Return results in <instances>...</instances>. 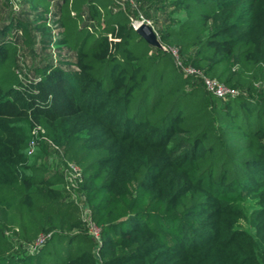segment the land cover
<instances>
[{
  "label": "trees",
  "instance_id": "1",
  "mask_svg": "<svg viewBox=\"0 0 264 264\" xmlns=\"http://www.w3.org/2000/svg\"><path fill=\"white\" fill-rule=\"evenodd\" d=\"M49 1L20 4L48 12ZM56 1L73 64L22 76L20 44L51 28L11 18L0 29V264H264V0ZM168 4L163 48L150 46L131 15L157 23ZM169 48L238 93L210 92ZM51 144L81 170L98 239L48 168ZM249 197L254 232L237 226ZM7 232L31 246L46 237L14 253Z\"/></svg>",
  "mask_w": 264,
  "mask_h": 264
},
{
  "label": "rangeland",
  "instance_id": "2",
  "mask_svg": "<svg viewBox=\"0 0 264 264\" xmlns=\"http://www.w3.org/2000/svg\"><path fill=\"white\" fill-rule=\"evenodd\" d=\"M20 1L22 2L23 0H0V29L2 26L7 24L11 18L20 20L21 22L25 21V23H29L31 20H33L32 22L34 23V20H36V23H46L47 26L51 28L50 33L45 35L42 34V32L37 31L35 33L36 42L33 46L27 47L23 44H20L17 55L18 66L19 70H21V75L27 76L28 78L33 77L34 73L32 72V67L35 66L38 62L43 63L44 61H48L50 63L61 66H63L62 64L66 62L73 64L76 58L75 51L60 42L62 36L59 34L61 28L57 23V19L59 16V9L57 4L58 1H49L48 12L33 10L27 3L21 5ZM124 1L125 0H118L120 4H123ZM131 2H133V0H129V4H131ZM152 12L156 13L155 17L157 18V23L152 22L153 19L151 17H144V19L145 22L148 21V23L152 26L154 32H156L158 27L160 28L163 23L170 20V17L167 15V13L172 12V9L170 7V4H168L167 6L161 9H156V11ZM39 13L42 17L39 16ZM142 16V14H139L138 17H133V15H131V24L133 27H135L136 24L135 20H141ZM84 22L91 24L86 16L84 17ZM43 38H48V46L46 48L43 47ZM64 67L66 68L68 66L64 65ZM71 68H74L73 65H71ZM47 149L49 150V154L46 156L45 160L48 164V168L51 170H57L59 172L63 171L65 166H63V163L60 160V153L57 151L56 147L51 144ZM62 188L68 189L65 186ZM68 191L70 198H72L73 200L75 199L79 206H82L83 203L81 201L83 199V193L80 187H78V185H75L74 188L68 189ZM258 208H260V205L258 204L257 199H254L252 197L247 198L245 202L241 204L244 218L238 221L237 226L241 229L254 232L257 222H254L253 219H256L257 216L260 215V211H256L258 210ZM83 217H85V214H83ZM6 235L12 243V251L14 253L25 252L26 250L30 249L33 250V246L23 243L14 234L7 232Z\"/></svg>",
  "mask_w": 264,
  "mask_h": 264
},
{
  "label": "built area",
  "instance_id": "3",
  "mask_svg": "<svg viewBox=\"0 0 264 264\" xmlns=\"http://www.w3.org/2000/svg\"><path fill=\"white\" fill-rule=\"evenodd\" d=\"M135 22H136V24H135L134 29L137 26H139L142 22H145V19L142 17L141 20L136 19ZM146 23H148V21ZM169 50L172 54V57L174 59V63L176 65V67H178L180 70H182V72H184L185 74H191V75L193 74V75L197 76L198 78H200L203 81V83L205 84L206 88L210 92H212L215 95L220 96V97H224L225 95L235 96L238 93L237 90L230 88V87H227L217 80L207 78L199 70L193 68L192 66H189V65L185 66L180 61V59L178 57L177 50L175 48H169ZM38 130H40L39 127H36L32 130L33 137L29 141V148H28L29 154H31L34 151V148L37 144L36 143V136H37ZM62 175H63V179L65 181L64 186L67 187L68 189L74 188V186L78 185V183L81 182V179H82L81 178L82 177L81 176V170H80L79 166H77L74 163H68L67 166L64 167V169L62 171ZM74 201H75V199H74ZM81 202L83 203V199ZM80 207L83 210V214H85L84 218H85V221L87 222V225H88V228H89L91 235L95 239H98L99 238V229L91 221L89 209L86 207V205L84 203ZM45 237L46 236L40 235L32 246L33 247L39 246L43 242Z\"/></svg>",
  "mask_w": 264,
  "mask_h": 264
},
{
  "label": "water",
  "instance_id": "4",
  "mask_svg": "<svg viewBox=\"0 0 264 264\" xmlns=\"http://www.w3.org/2000/svg\"><path fill=\"white\" fill-rule=\"evenodd\" d=\"M136 33L142 37L150 46L157 48H163L162 44L159 42L156 33L152 29V26L146 22H142L139 26L135 28Z\"/></svg>",
  "mask_w": 264,
  "mask_h": 264
}]
</instances>
